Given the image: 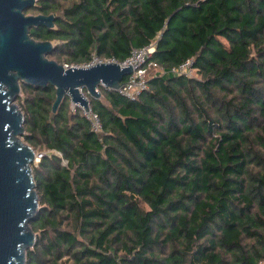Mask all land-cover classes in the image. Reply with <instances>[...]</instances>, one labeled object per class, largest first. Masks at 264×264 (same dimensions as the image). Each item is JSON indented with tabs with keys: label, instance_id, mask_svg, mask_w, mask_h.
<instances>
[{
	"label": "trees",
	"instance_id": "1",
	"mask_svg": "<svg viewBox=\"0 0 264 264\" xmlns=\"http://www.w3.org/2000/svg\"><path fill=\"white\" fill-rule=\"evenodd\" d=\"M51 60H127L152 44L173 69L137 101L100 88L104 133L52 86H22L41 215L28 264H264V0H38ZM26 12V13H27ZM86 94V92L84 91ZM61 154L58 156L53 152ZM66 162V164L64 163Z\"/></svg>",
	"mask_w": 264,
	"mask_h": 264
},
{
	"label": "water",
	"instance_id": "2",
	"mask_svg": "<svg viewBox=\"0 0 264 264\" xmlns=\"http://www.w3.org/2000/svg\"><path fill=\"white\" fill-rule=\"evenodd\" d=\"M37 2L0 0V264H28V253L38 243L31 222L41 215L42 197L33 165L43 155L22 140L26 117L17 104L22 86L55 89L53 119L66 99L88 110V96L101 100L100 88L117 90L133 72L131 64L64 69L49 59L57 45L37 41L30 32L40 27L55 29L56 16L27 15Z\"/></svg>",
	"mask_w": 264,
	"mask_h": 264
},
{
	"label": "built area",
	"instance_id": "3",
	"mask_svg": "<svg viewBox=\"0 0 264 264\" xmlns=\"http://www.w3.org/2000/svg\"><path fill=\"white\" fill-rule=\"evenodd\" d=\"M155 52V45L133 49L127 60L124 62H118L116 59H102L97 55H93L92 59L83 65H69L64 64V69L69 67H90L91 65H96L98 63H109L116 62L120 63L121 67L129 66L131 64L133 72L131 75L127 76L121 86L114 90L120 96L127 99L128 101H137L145 92L149 91V81L152 77H167L170 75L176 76H185L186 78L201 79L196 78L195 75L199 74V70L194 67V61L188 60L182 63L177 68L165 69L164 67L159 66V64L153 61L151 58ZM201 76V75H200ZM133 82H124L131 81ZM112 90V89H109ZM100 91V90H99ZM84 93V92H83ZM85 94V93H84ZM71 110L73 113L80 112V114L86 118L89 122L92 132L101 136L104 133L103 124L99 115L93 111L91 103L89 104L88 110L71 103ZM59 154V153H58ZM61 155V154H60ZM66 164V162H64Z\"/></svg>",
	"mask_w": 264,
	"mask_h": 264
},
{
	"label": "rangeland",
	"instance_id": "4",
	"mask_svg": "<svg viewBox=\"0 0 264 264\" xmlns=\"http://www.w3.org/2000/svg\"><path fill=\"white\" fill-rule=\"evenodd\" d=\"M27 15H39V14H37V13H34L33 11H31V12H27L26 13ZM55 44H57V42H54ZM50 59V58H49ZM195 77L196 78H201V76L199 75V74H196L195 75ZM86 92V91H85ZM25 98V94H24V92H23V90H22V92H21V95L19 96V98H18V101H17V104H19V106L21 107V109L23 110V102L20 100L19 101V99H24ZM88 98H89V100H90V97L88 96ZM101 100H102V98H101ZM68 102H69V104L71 105V100L70 99H68ZM24 112V111H23ZM22 140H23V142L24 143H27L26 142V140L24 139V137L22 138ZM36 152L38 153V154H42L43 156L44 155H46V154H50L48 151H46V150H44V149H40V148H36ZM54 154H57L58 156H61L60 154H58L56 151H54L53 152ZM41 160H42V158H38L37 160H36V162H35V164L33 165V171H34V173H35V167H37L38 165H39V163L41 162ZM38 191V190H37ZM36 234H37V238H38V236H39V232H35Z\"/></svg>",
	"mask_w": 264,
	"mask_h": 264
}]
</instances>
